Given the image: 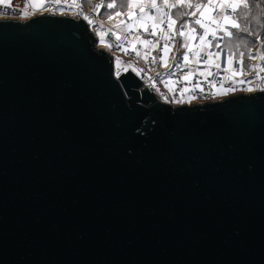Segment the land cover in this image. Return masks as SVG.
I'll list each match as a JSON object with an SVG mask.
<instances>
[{"label":"water","instance_id":"obj_1","mask_svg":"<svg viewBox=\"0 0 264 264\" xmlns=\"http://www.w3.org/2000/svg\"><path fill=\"white\" fill-rule=\"evenodd\" d=\"M88 28L0 20V264H264V91L161 103Z\"/></svg>","mask_w":264,"mask_h":264},{"label":"built area","instance_id":"obj_2","mask_svg":"<svg viewBox=\"0 0 264 264\" xmlns=\"http://www.w3.org/2000/svg\"><path fill=\"white\" fill-rule=\"evenodd\" d=\"M172 0H167L161 3L160 0H151L150 4L146 3V0H131L134 5L131 9L122 12L120 15H116L115 20L121 23V27L115 28V32H108L104 39L101 40L99 34L94 31L93 24L99 20L100 10L104 4V0H98L91 6H85L82 1H77V14L73 15L77 19L84 20L90 30L93 31V36L98 43H104L106 50L109 51L113 61L114 74L116 76L130 70L136 74L142 81L143 87H147L149 92H152L157 101L171 106L188 104L190 100H196L198 97L210 98L217 100L218 96L222 94H228L229 92H236L238 87L254 88L256 91H264V87L261 85L260 75L258 72L254 73L257 77L255 85L247 86L245 78H243V71L240 65L239 68V80L236 86L232 85L234 79L233 75L229 76L228 83H223L221 75L214 80L204 75H198L195 71L190 70L192 47L186 54L189 56L188 61L180 58V62L174 63L169 68H164L163 65L168 64L169 55L172 50V43L176 41L175 35L178 34V30H181V26L178 27L177 21L172 16ZM155 3L158 8L151 7ZM178 4V0L175 1ZM233 3L227 5L229 13H234L235 8L231 7ZM53 4L48 5L50 8L36 10L29 0H0V20H18L26 21L32 16L40 13H54L51 11ZM100 5V7H97ZM205 5V7H204ZM202 8L203 11L207 10V17L205 23L209 24L210 34L206 37L209 38V42L212 46V40L215 37H222V31H217L215 35L211 34V20H217V12H220V2L214 3V0H207ZM219 5V6H218ZM141 6L144 8V13H141ZM46 8V7H45ZM131 11L134 15L130 18L128 12ZM31 14V17L28 16ZM66 14V13H62ZM71 15V14H70ZM176 21L173 26L174 30L169 29L168 17ZM112 17V18H113ZM149 17H155V23L157 24L156 35L153 36V19ZM114 19V18H113ZM197 19V17H196ZM200 19V18H198ZM218 21V20H217ZM223 27V26H222ZM200 31V33H199ZM203 32V34L201 33ZM205 30L196 25L195 36L204 35ZM137 35H139L137 37ZM137 37V39H135ZM97 38V39H96ZM147 41V43H145ZM97 43V44H98ZM206 43V42H205ZM168 45V50L165 51L164 45ZM208 46V44H207ZM210 46V47H211ZM196 54L200 50L199 44L195 46ZM143 49L141 57L138 56V50ZM226 60V59H225ZM224 60V62H225ZM227 68V62L224 63ZM225 79V78H224ZM174 92V101L169 90ZM180 99L184 101L181 103Z\"/></svg>","mask_w":264,"mask_h":264},{"label":"rangeland","instance_id":"obj_3","mask_svg":"<svg viewBox=\"0 0 264 264\" xmlns=\"http://www.w3.org/2000/svg\"><path fill=\"white\" fill-rule=\"evenodd\" d=\"M30 3L34 6V5H38V6H34V8L36 10L41 9L42 11L44 9H49L50 6L48 5H52L51 7V11L54 13L62 14V13H66V14H71V15H75L77 14V1H82V3L87 6V7H91L93 6L96 1L98 0H29ZM110 2H106L105 1V5H109V4H114L115 6L112 8L107 7L108 9H110L111 12H113L114 10H124L123 8L125 7V10H128L127 5L129 3H131V0H109ZM151 0H146L147 4H150ZM161 3L166 2L167 0H160ZM172 5L175 4V2L172 0L171 1ZM185 4H191L193 3V0H184ZM234 5V4H232ZM46 7V8H45ZM47 9V10H48ZM201 9V8H200ZM199 10V9H198ZM122 11V12H124ZM119 11H116L115 14L117 13H122ZM224 14H226L227 16H229V14L226 12V6H224L223 11ZM192 13H196L195 11H192ZM113 14H107L106 12H104V15H99V20L96 21L93 24V28L94 31H96L101 40L105 38V36L108 34V32H115V28H119L121 27V23H119V21L117 22L115 20V17H113ZM220 12L217 13V15H215L217 18L219 17ZM28 16L31 17V14H29ZM116 16V15H114ZM193 16L192 14L190 15V17ZM109 17H113L111 19H109ZM220 20V18H218V21ZM190 20L188 19L185 23H183V26H186V33L188 31V29L191 27L190 24ZM224 27V26H223ZM225 29H227V27H224ZM200 33V31H199ZM203 34V32H201ZM139 35H137L138 37ZM202 36V35H201ZM137 37L135 39H137ZM176 41L172 43V50H171V54L169 55V62L168 64L163 65L164 68H169V66H173L174 63H178L180 62V58H182L184 56V54L186 52L189 51V43L187 42V35H185L184 37L178 36V34L175 35ZM196 38L199 39L198 35L196 36ZM97 39V38H96ZM189 40V39H188ZM183 42V43H182ZM98 43V42H97ZM96 43V47L99 49H103L104 51L108 52V50H106V45L104 43ZM217 45H219V47H217ZM222 50H226L227 52H229V56H228V66L227 68L224 66V57H223V52ZM232 45L230 43V41H228L227 39L221 40V39H216L213 40V44L211 47L207 46L205 43V46L203 48H200V50L198 51L199 53L196 54V48L195 45L192 47V59H191V64L190 66H188L190 68V70H194L198 75H204L208 78H211L212 80H214L216 77H218L219 75H221L222 78H225V81L228 83L229 81L226 80V77H228L227 75L233 71L234 69V54L232 53ZM143 52V49L138 50V56L141 57V54ZM231 52V53H230ZM251 55L247 58L248 63L246 65L243 66V78H245L246 80V84L247 86H251V85H255L256 81H257V77L254 76L255 72H258L260 75L264 76V65L261 64L262 62H264V48L263 50L260 49V45L259 46H255L252 45L250 47V51ZM209 53L212 54L211 56V62H206L209 60ZM217 53H219V57H217ZM110 54V53H109ZM229 57H231V67H229ZM216 65H219V67H217ZM261 80V85L264 87V77H260ZM238 84V78L235 77L232 81V85L236 86ZM256 87L254 88H246L243 89L242 87H238V89L236 90V92H229L228 94H222V96H218V100L224 98L225 96L228 95H232V94H250L255 92ZM170 95H172L173 101H174V92L172 89L169 90ZM210 98H201L198 97L196 100L192 99L189 102V105L194 104V103H204V102H208L210 101ZM181 103H184V101L182 99H180Z\"/></svg>","mask_w":264,"mask_h":264},{"label":"trees","instance_id":"obj_4","mask_svg":"<svg viewBox=\"0 0 264 264\" xmlns=\"http://www.w3.org/2000/svg\"><path fill=\"white\" fill-rule=\"evenodd\" d=\"M105 1L108 3L109 0H104V4L100 10V14H115L116 11H110L105 5ZM174 2L176 0H173ZM206 0H193L191 4L192 7H188L185 3L183 6L178 5L173 7L171 14L177 20L178 27L185 23L188 19L192 23L195 16H191L192 11L196 10V5H203ZM176 4V3H175ZM114 5V4H113ZM125 10V7L123 8ZM121 10V11H124ZM235 19L239 25V28H229L232 33L231 36L215 37L216 39H227L232 45V53L236 58H242V69L243 66L248 63V57L251 55L250 47L255 45L256 47L260 45V49L264 48V0H245L243 4L240 5L239 9L235 11ZM196 26V25H195ZM212 40V44H213ZM228 53V52H227ZM231 53V52H230Z\"/></svg>","mask_w":264,"mask_h":264},{"label":"snow or ice","instance_id":"obj_5","mask_svg":"<svg viewBox=\"0 0 264 264\" xmlns=\"http://www.w3.org/2000/svg\"><path fill=\"white\" fill-rule=\"evenodd\" d=\"M178 5L183 6V5H184V0H178ZM178 5H177V4H174V5H171V6H172V7H177ZM34 6H38V5H34ZM114 6H115V5H113V4H109V5H107V7H109V8H112V7H114ZM133 6H134V5H133L132 3H129V4L127 5V7H128L129 9H131ZM187 6H188V7H192L191 4H188ZM97 7H100V5H97ZM151 7L158 8V6H157L155 3H153V4L151 5ZM195 7H196L197 9H200L202 6L198 4V5H196ZM221 7H223V5H221ZM231 7H233V9H234L236 6H235V5H231ZM141 13H144V8H143V6H141ZM120 14H121V13H117L116 15L118 16V15H120ZM191 14H192L193 16H195V13H191ZM133 15H134L133 12H131V11L128 12V16H129L130 18H131ZM111 18H112V17H109V19H111ZM149 18H150V19H153V21H154V23H153V32L151 33V35L155 36V35H156V30H157V24L155 23V19H156V18H155V17H149ZM222 19H223V23H224V24H229V23H230V24L232 25V27H234V28H239V25L236 24L234 21H232L227 15H225ZM168 20H169V29H170V30H174V27H173V26L176 24V21H175V20H172V18H171L170 16L168 17ZM192 24H194V25H198L200 28H203V29L205 30L204 35L199 37V39H200V45H199V47H200V48H203V47L205 46L206 37L210 34L209 24H208V23H205V14L202 12V13H201V18H200V19H194V20L192 21ZM210 24H211V26H212V27H211V34H212V35H215L217 31H224L225 34L228 35V36H231V35H232L231 32L227 31V29H225V28L222 27V25H221V21L211 20V21H210ZM194 33H195V29H194V28L190 29V31H188V32L186 33V31L184 30V26L182 25V26H181V30H180V32H179V35H180L181 37H184L185 35H188L189 39H196V36L194 35ZM145 43H147V41H145ZM182 43H183V42H182ZM208 46H209V47L211 46L210 42L208 43ZM217 47H219V45H217ZM164 48H165V51H167V50H168V45H167V44L164 45ZM216 55H217V57H219V53H217ZM211 56H212V54L209 53V60L206 61V62H211ZM183 59H184L185 61H188L189 56H188L187 54H185V55L183 56ZM216 66L219 67V65H216ZM229 67H231V57H229ZM232 75H233V76H235V75H239V73H236L235 71H233Z\"/></svg>","mask_w":264,"mask_h":264},{"label":"crops","instance_id":"obj_6","mask_svg":"<svg viewBox=\"0 0 264 264\" xmlns=\"http://www.w3.org/2000/svg\"><path fill=\"white\" fill-rule=\"evenodd\" d=\"M207 1V0H206ZM218 2H220L221 4L220 5H223V7H221L220 6V15H219V17L218 18H223L224 17V12H222L223 11V8H224V6H226V9H227V5L229 4V3H233L236 7H235V11L237 10V9H239V7H240V5L241 4H243L244 2H245V0H237V2H234L233 0H214V3L215 4H218ZM239 3V4H238ZM192 4V3H191ZM205 4V3H204ZM203 4V5H204ZM187 5V4H186ZM203 5H202V7H203ZM219 6V5H218ZM202 7H201V9H197L196 8V10H195V18L194 19H196V17H197V19L198 18H201V13L203 12L204 14H205V18L207 17V11H208V9H210V7H208L207 8V10H205V11H203V9H202ZM119 12H122V11H119ZM218 13V12H217ZM234 14H235V12L234 13H231V14H229V18L232 20V21H234L236 24H238L239 22H237L236 21V19H235V16H234ZM226 15V14H225ZM217 18V17H216ZM218 18H217V20H218ZM176 20V19H175ZM177 21V20H176ZM191 24V27L188 29V31H190V29H192V28H196V26L194 25V24H192V23H190ZM224 23H223V19H222V21H221V25H223ZM182 25H183V23H182ZM182 25H180V26H182ZM179 26V27H180ZM224 27H227V31H229L230 32V29L229 28H233L232 27V25L229 23V24H224L223 25ZM223 27V28H224ZM184 30L186 31V26H184ZM187 31V32H188ZM178 32H180V30H178ZM223 33H222V35L223 36H227V37H229L228 35H226L225 34V32L224 31H222ZM188 36V35H187ZM187 42L189 43V48L191 47V45L192 44H194L195 46H197V44L200 42V39H198V38H196V39H190V40H188L187 39ZM209 43V38H207L206 39V45ZM222 52H223V57H224V60H225V62H227V64H228V56H229V52L227 53V51L226 50H222ZM186 54V53H185ZM184 54V55H185ZM234 58H235V60L236 61H234V69H233V71H235L236 73H239V68H240V65L242 64V58H236L235 56H234ZM191 59H192V56H191ZM224 62V63H225ZM190 63H191V60H190ZM261 64H263L264 65V62H262ZM241 68H242V66H241ZM194 71V70H193ZM233 71H231L228 75L229 76H232V73H233ZM242 71H243V69H242ZM234 78L235 77H237L238 78V80L240 79L239 78V75H235V76H233ZM226 80H227V78H226ZM226 81H225V79L223 78V83H225Z\"/></svg>","mask_w":264,"mask_h":264},{"label":"bare ground","instance_id":"obj_7","mask_svg":"<svg viewBox=\"0 0 264 264\" xmlns=\"http://www.w3.org/2000/svg\"><path fill=\"white\" fill-rule=\"evenodd\" d=\"M90 32L92 33V35H93V31L92 30H90ZM99 49H101V48H99ZM101 50H103V49H101ZM142 88H145V87H143V84H142Z\"/></svg>","mask_w":264,"mask_h":264}]
</instances>
